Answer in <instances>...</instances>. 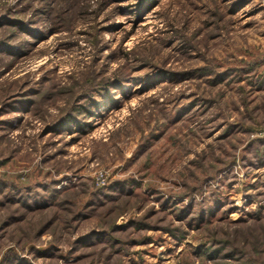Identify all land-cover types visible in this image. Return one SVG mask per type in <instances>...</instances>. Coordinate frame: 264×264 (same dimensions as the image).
<instances>
[{
  "label": "rangeland",
  "instance_id": "rangeland-1",
  "mask_svg": "<svg viewBox=\"0 0 264 264\" xmlns=\"http://www.w3.org/2000/svg\"><path fill=\"white\" fill-rule=\"evenodd\" d=\"M0 264H264V0H0Z\"/></svg>",
  "mask_w": 264,
  "mask_h": 264
}]
</instances>
